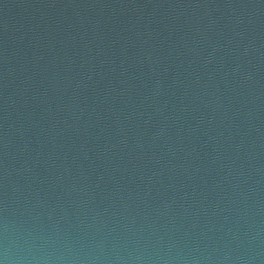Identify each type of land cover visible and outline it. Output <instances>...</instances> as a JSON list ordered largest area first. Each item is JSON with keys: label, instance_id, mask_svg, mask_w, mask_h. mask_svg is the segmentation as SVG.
Returning <instances> with one entry per match:
<instances>
[{"label": "water", "instance_id": "1", "mask_svg": "<svg viewBox=\"0 0 264 264\" xmlns=\"http://www.w3.org/2000/svg\"><path fill=\"white\" fill-rule=\"evenodd\" d=\"M0 264H264V0H0Z\"/></svg>", "mask_w": 264, "mask_h": 264}]
</instances>
